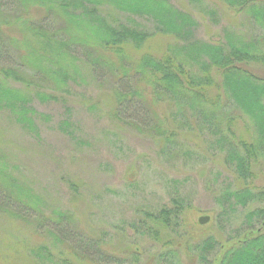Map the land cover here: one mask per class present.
Here are the masks:
<instances>
[{
  "label": "trees",
  "instance_id": "trees-1",
  "mask_svg": "<svg viewBox=\"0 0 264 264\" xmlns=\"http://www.w3.org/2000/svg\"><path fill=\"white\" fill-rule=\"evenodd\" d=\"M2 1L0 51L11 50L17 60L0 61V111H8L23 130L37 134L32 95L43 102L70 101L78 87L109 75L112 117L161 140L164 155L178 153L180 136L195 132L221 136L216 145L233 167L238 185L220 194L217 218L227 221L246 211L247 228L229 243H219L212 228L194 236L182 227L187 206L176 195L157 213L144 212L146 219L158 224L133 226L152 245H161L156 254L143 261L128 251L112 254L104 239L86 232L70 210L49 209L0 145V223L29 229L41 240L27 243L21 234H4L0 228V258L18 256L30 264H125L128 258L132 261L127 264H264V209L253 208L264 202V188L254 185L251 171L252 164L264 167V80L240 66L264 63V37L246 39L226 27L225 44L198 40L199 24L190 8L213 20L217 13L206 0H183L189 7L185 10L173 0H9L12 12ZM219 1L226 16L246 15L264 30V4ZM153 39L165 44L162 57L134 53L142 52ZM213 69L223 76L216 94ZM160 105L171 111L168 117L161 116ZM232 106L237 119L248 118L255 125L250 140L242 137L236 143L237 135L230 129L237 120ZM132 108L140 109V120L127 121ZM223 223L218 224L222 233ZM157 225L160 232L154 231Z\"/></svg>",
  "mask_w": 264,
  "mask_h": 264
},
{
  "label": "rangeland",
  "instance_id": "rangeland-1",
  "mask_svg": "<svg viewBox=\"0 0 264 264\" xmlns=\"http://www.w3.org/2000/svg\"><path fill=\"white\" fill-rule=\"evenodd\" d=\"M253 2L264 4V0ZM173 3L178 9H189L183 0H173ZM206 3L217 13L213 20L206 18L198 8H190L198 20L195 33L198 40L225 44L223 29L226 27L237 30L246 39L249 36L264 37V30L252 25L246 15L229 12L226 16L219 0H206ZM2 4L9 7L8 11L13 10L9 0H3ZM120 19L121 22L125 20L124 17ZM143 23L149 30L153 29L151 23ZM164 46L161 41L153 39L142 52L134 53L159 58L165 54ZM15 60L17 58L11 50L0 51L1 63ZM240 66L252 76L264 80V63L251 62ZM211 74L215 84L212 93L216 94L214 90L222 84L223 76L215 69ZM103 75L97 82L91 80L89 84L78 87L68 97L70 101L43 102L32 95L30 106L38 112L37 134L23 130L8 111H0L2 151L7 152L26 181L45 199L49 209L70 210L86 232L104 239L107 250L112 254L120 256L128 251L130 255H139L141 261L156 254L161 245H152L142 234L143 231L133 226L143 228V222L158 224L146 219L144 212L157 213L176 195L187 206L182 225L187 232L200 236L206 229L212 228L219 243L234 241L233 238L247 228L243 225L246 223V211L227 218V221L217 218L220 194L238 185L233 167L227 163L220 145H216L221 136L198 132L180 136V145L176 148L178 153L164 155L161 140L145 136L112 117L113 81L109 75L102 78ZM15 88L20 89L21 86ZM166 107L160 105L159 108L164 118L171 113ZM231 109L237 119L236 108L232 106ZM140 113L139 108L127 111V121L140 120ZM134 114L135 117L131 118ZM64 122L69 125H62ZM254 128L248 118L237 119L230 124V129L237 135L236 143L242 137L241 140H250L248 137L252 136ZM227 137L234 141L232 136ZM251 171L254 185L264 188V167L261 163L252 164ZM257 207L264 209V202L253 208ZM203 217L210 219L201 225L199 220ZM222 223L225 234L218 229V224ZM257 224L254 228H258ZM0 228L4 234H21L27 243H41L29 229H20L16 224L3 221ZM158 228L159 225L154 227V231L160 232ZM164 235L161 232L160 238ZM184 252L181 255L184 256ZM2 259L7 264L32 263L18 256L5 259L3 255L0 264L4 263ZM131 261L132 258H128L125 264ZM193 264L199 263L195 261Z\"/></svg>",
  "mask_w": 264,
  "mask_h": 264
},
{
  "label": "water",
  "instance_id": "water-1",
  "mask_svg": "<svg viewBox=\"0 0 264 264\" xmlns=\"http://www.w3.org/2000/svg\"><path fill=\"white\" fill-rule=\"evenodd\" d=\"M209 219H210L209 217H203L199 220V222L201 225H204L209 221Z\"/></svg>",
  "mask_w": 264,
  "mask_h": 264
}]
</instances>
